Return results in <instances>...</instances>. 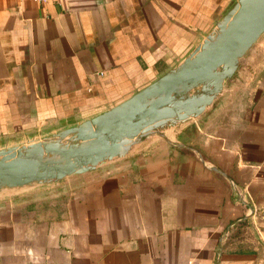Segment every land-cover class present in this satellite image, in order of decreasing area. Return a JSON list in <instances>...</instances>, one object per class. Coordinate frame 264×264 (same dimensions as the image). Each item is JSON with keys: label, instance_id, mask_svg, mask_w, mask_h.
I'll use <instances>...</instances> for the list:
<instances>
[{"label": "crops", "instance_id": "crops-1", "mask_svg": "<svg viewBox=\"0 0 264 264\" xmlns=\"http://www.w3.org/2000/svg\"><path fill=\"white\" fill-rule=\"evenodd\" d=\"M237 0H0V150L177 66ZM81 175L0 190V264H264V34L198 117Z\"/></svg>", "mask_w": 264, "mask_h": 264}, {"label": "water", "instance_id": "water-1", "mask_svg": "<svg viewBox=\"0 0 264 264\" xmlns=\"http://www.w3.org/2000/svg\"><path fill=\"white\" fill-rule=\"evenodd\" d=\"M264 34V0H237L181 63L100 115L49 138L0 150V190L59 182L127 156L151 135L200 116Z\"/></svg>", "mask_w": 264, "mask_h": 264}, {"label": "built area", "instance_id": "built-area-1", "mask_svg": "<svg viewBox=\"0 0 264 264\" xmlns=\"http://www.w3.org/2000/svg\"><path fill=\"white\" fill-rule=\"evenodd\" d=\"M37 2H47V1H51V0H35Z\"/></svg>", "mask_w": 264, "mask_h": 264}, {"label": "rangeland", "instance_id": "rangeland-1", "mask_svg": "<svg viewBox=\"0 0 264 264\" xmlns=\"http://www.w3.org/2000/svg\"><path fill=\"white\" fill-rule=\"evenodd\" d=\"M159 139H160V137H159Z\"/></svg>", "mask_w": 264, "mask_h": 264}]
</instances>
